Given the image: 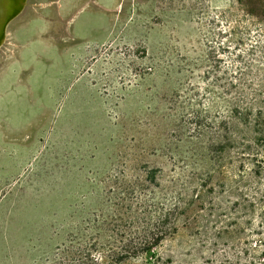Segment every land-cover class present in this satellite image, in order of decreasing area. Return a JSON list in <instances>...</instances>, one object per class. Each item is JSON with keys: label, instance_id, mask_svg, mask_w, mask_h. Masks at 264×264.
I'll return each instance as SVG.
<instances>
[{"label": "rangeland", "instance_id": "rangeland-1", "mask_svg": "<svg viewBox=\"0 0 264 264\" xmlns=\"http://www.w3.org/2000/svg\"><path fill=\"white\" fill-rule=\"evenodd\" d=\"M234 82L261 121L235 142ZM167 214L164 264H264V0H28L0 47V264H112Z\"/></svg>", "mask_w": 264, "mask_h": 264}, {"label": "trees", "instance_id": "trees-1", "mask_svg": "<svg viewBox=\"0 0 264 264\" xmlns=\"http://www.w3.org/2000/svg\"><path fill=\"white\" fill-rule=\"evenodd\" d=\"M243 40L239 39V41L235 45V49H238L242 47ZM236 68L237 71H234V73H237L238 71H242L244 69L240 68L241 63H243V57L241 55L236 56ZM231 91L233 95V105L232 109L230 111V119L231 121L225 123L226 129H230V134L228 139L235 142L239 140V131L241 129H249L250 131L254 132L255 134H258L260 132L259 126L261 125V121L258 116L252 113V105L254 103L246 102L247 95L244 91V89L241 86H237L234 83H231ZM255 102V101H254ZM261 111V108H259ZM170 214H167L164 217H156L154 219V231L153 233L150 232L147 235L140 236L136 241H133L134 247L133 251L130 253L126 252H118L116 255L112 258L111 263L112 264H119L123 261V259H129L137 256L138 254H142L145 256V262L146 264H164L163 258L157 254L154 249L158 245V240L163 239L167 234L169 233V229H165L164 225L165 222L169 220ZM162 226V227H161ZM160 229V230H159ZM161 229L165 233L162 237L158 235L161 233ZM166 230V231H165ZM162 231V232H163ZM163 234V233H161Z\"/></svg>", "mask_w": 264, "mask_h": 264}, {"label": "bare ground", "instance_id": "bare-ground-1", "mask_svg": "<svg viewBox=\"0 0 264 264\" xmlns=\"http://www.w3.org/2000/svg\"><path fill=\"white\" fill-rule=\"evenodd\" d=\"M28 6V0H0V47L6 38V27L16 19ZM14 11L11 18L5 17L7 13Z\"/></svg>", "mask_w": 264, "mask_h": 264}, {"label": "water", "instance_id": "water-1", "mask_svg": "<svg viewBox=\"0 0 264 264\" xmlns=\"http://www.w3.org/2000/svg\"><path fill=\"white\" fill-rule=\"evenodd\" d=\"M14 14V11H12L11 13H7L5 15V17H7L8 19L12 17V15Z\"/></svg>", "mask_w": 264, "mask_h": 264}]
</instances>
